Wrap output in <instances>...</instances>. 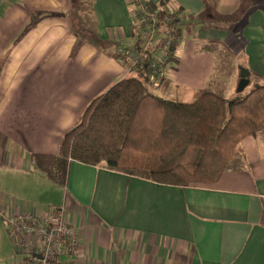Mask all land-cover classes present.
I'll use <instances>...</instances> for the list:
<instances>
[{"label":"crops","instance_id":"0c3cea01","mask_svg":"<svg viewBox=\"0 0 264 264\" xmlns=\"http://www.w3.org/2000/svg\"><path fill=\"white\" fill-rule=\"evenodd\" d=\"M138 1L162 0H93L90 10L96 18L95 36L106 40L136 38L137 43ZM243 1L164 0L178 20L180 39L178 65L171 72L175 79L170 74V82L161 84L163 94L186 102L195 98V88L180 93L176 86L179 79L185 83L203 78L204 71L200 74L194 63L203 56L190 53L189 48L196 49L200 39L223 37L217 28L232 20V14L243 13ZM5 2L0 9V86L10 68L22 69L20 98L9 102L0 118L11 114L14 121L9 127L16 129L17 118L22 121L36 116L24 130L30 124L42 126L47 118L49 125L59 126L58 135L63 138L94 97L128 74L129 63H119L116 53L108 55L93 41L77 46L82 40L73 29L75 0ZM248 12L244 33L249 40L251 66L247 68L250 74L254 69L264 75V11L258 7ZM209 19L214 22L206 24ZM59 88L67 90L68 99L61 90L57 95ZM33 94L36 110L24 107ZM4 100L7 102L9 95ZM59 143L49 155H57ZM241 145L244 168L224 173L212 185L162 184L72 161L66 200L47 211L60 213L64 206L67 221L78 230L79 255L71 256L73 261H64V256L61 263L264 264V138L250 136ZM0 191L1 219L4 209L24 210L16 202L4 201L5 192Z\"/></svg>","mask_w":264,"mask_h":264},{"label":"trees","instance_id":"16d2710c","mask_svg":"<svg viewBox=\"0 0 264 264\" xmlns=\"http://www.w3.org/2000/svg\"><path fill=\"white\" fill-rule=\"evenodd\" d=\"M164 3L147 1L152 8ZM243 4V13L264 11V0ZM161 26L148 58L134 64L124 49L123 61H130L133 71L94 97L64 134L49 162L53 177L67 185L70 163L77 161L162 184L212 185L224 173L244 168L242 141L264 137V85L233 98L207 89L189 102L157 93L170 82L166 70L178 62L180 39L178 20H162ZM140 47L138 40L134 48Z\"/></svg>","mask_w":264,"mask_h":264},{"label":"rangeland","instance_id":"374dc122","mask_svg":"<svg viewBox=\"0 0 264 264\" xmlns=\"http://www.w3.org/2000/svg\"><path fill=\"white\" fill-rule=\"evenodd\" d=\"M92 2L93 0H75L74 2L76 6L73 10L75 11L71 13L74 17H72L74 19L73 29L79 34L82 40L77 46L79 47L85 41H93L102 51L108 53V55L109 53H119V58H117L119 63L127 64V62L120 61L121 58H124L123 50L126 49V51L131 52L135 49L134 47L137 43L134 41L136 38L133 41L132 38L127 39L125 37L121 40L114 37H111V39L108 38L107 40L101 38V36L96 37L94 28L96 18L90 10ZM5 4L6 2L4 3V0H0L1 10ZM157 7L168 10L171 12L170 20L175 19L174 11L170 10L167 2ZM144 10L147 11V8ZM213 12L218 14L216 11ZM239 13L232 14V20H229L226 25L223 23L222 27L217 28L220 29V36L222 34L223 37L200 39L196 45V49L195 46H193V49L189 48L190 53L194 51L197 55L200 56L201 53L203 56V60L194 62L196 63L195 66L200 68V74L204 71L203 78L197 82L188 79L185 83L184 80L183 83L180 79L176 80V86H178L177 88L180 93L192 87L196 89L197 94L211 89L222 92L228 98H233L236 96H244L256 86L264 85V75L259 74V72L256 73V70L253 69L252 74L249 76L250 83L248 86L243 91H238L241 68H250L251 66L250 54L247 51L249 40L244 33L245 26L249 22L250 14ZM137 17L138 20L136 19L134 35L139 38L141 36L138 23H140L139 18L141 17V12L138 13L137 11ZM234 19L236 20L234 21ZM211 22H214L213 19H209V22H206V24ZM235 23L237 24L234 25ZM159 30H162V26L159 27ZM159 30L155 35V40L148 45L145 53L147 58L154 53L159 38ZM223 30H225V33H223ZM168 31L170 34V30ZM191 32L193 33L194 31L191 29ZM128 63V72L130 69L133 71L132 64L130 61ZM0 65H2V62H0ZM61 65V67H66L63 64ZM177 65L176 63H170L166 71L171 74ZM21 69L20 66H14L3 76L0 86V114H4L9 102L12 104L20 98L19 82ZM133 73L135 74L136 72ZM171 78H174L173 74H171ZM60 90L62 91V96L65 95L66 99H68V92L63 88L58 89L57 95H59ZM156 92L163 95L160 89H156ZM8 95L9 100L5 102L4 99L8 98ZM27 105L31 108L33 107L34 110L37 109L34 94L24 104V107ZM41 111L42 114H47L44 109V101ZM32 119L37 120V117L28 116L22 121L20 118H17L15 121L17 128L14 129L9 127L14 121L11 114H6L0 118V128H6L5 130L0 129V151L2 152V156H0V189L5 192L6 200L4 201L7 203L16 202L19 206L25 207L24 210L27 211L46 210L47 212L50 209H54L56 205H61L66 200L65 188L67 185L62 182L60 176H52L49 165V162L51 163L54 157V155H49L51 154L49 150L55 148L58 145L57 143H61V139L63 138L58 135L59 126L49 125V119L47 118L45 119V124L43 123L42 126H32L30 124L27 130H24V126ZM39 121H42V119L39 118ZM32 127H35V129L33 130ZM19 132L20 135L16 136L15 133ZM259 137L264 138L262 134ZM33 147L39 149V152L33 151L31 149ZM41 149H44L45 152L40 151ZM5 224L4 220L0 217V264H21L25 255L17 252L13 238L9 234L8 227ZM65 257L64 261L70 259L73 261L71 255H66Z\"/></svg>","mask_w":264,"mask_h":264},{"label":"built area","instance_id":"2783aa9c","mask_svg":"<svg viewBox=\"0 0 264 264\" xmlns=\"http://www.w3.org/2000/svg\"><path fill=\"white\" fill-rule=\"evenodd\" d=\"M145 8L147 11L144 10ZM140 12L138 26L141 47L129 52L133 59L131 62L134 64L146 57L148 45L155 40L161 21L170 20L171 15L168 10L162 9V7L152 8L145 1L139 3L138 13ZM123 59L121 58L120 61ZM159 74L163 76V70ZM64 208L62 206L60 213L56 214L4 209L3 217L16 250L25 255L21 264H62L60 261L62 257L79 255L78 230L66 220Z\"/></svg>","mask_w":264,"mask_h":264},{"label":"water","instance_id":"95a60500","mask_svg":"<svg viewBox=\"0 0 264 264\" xmlns=\"http://www.w3.org/2000/svg\"><path fill=\"white\" fill-rule=\"evenodd\" d=\"M250 69L248 68H241V72H240V80H239V83H238V91L241 92L243 91L247 86L248 84L250 83Z\"/></svg>","mask_w":264,"mask_h":264}]
</instances>
